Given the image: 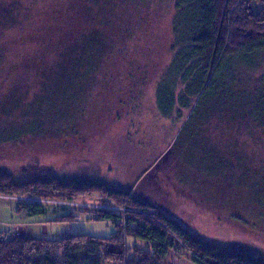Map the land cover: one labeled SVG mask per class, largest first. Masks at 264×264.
<instances>
[{"label": "rangeland", "instance_id": "1", "mask_svg": "<svg viewBox=\"0 0 264 264\" xmlns=\"http://www.w3.org/2000/svg\"><path fill=\"white\" fill-rule=\"evenodd\" d=\"M20 1L41 15L37 25L33 23L36 20L29 18L22 27L17 26L25 37L29 31L53 27V13L48 10L53 0ZM172 1L127 0L121 25L129 27L134 35L127 37L124 31L118 30L114 35L116 45L97 69L95 81L91 78L85 83L78 82L73 71L56 73L50 78L49 92H46L40 89L42 85L39 86L33 64L56 56H41L38 46L42 40L34 35L33 41L8 45L0 59V98L2 102L12 98L16 102L15 96L21 91L24 105L8 107L7 113L0 111V175L10 174L17 183L58 177L65 183L134 189L139 198L159 205L201 237L226 247L239 245L264 257L263 133L259 135L247 124L236 125L231 133L228 128L219 127L216 120L222 123L226 117L222 101H217V106L209 110L205 104L197 106L192 99L190 106L162 115L157 108L153 84L144 90H134L136 100L131 104L132 111L119 112L114 108L120 97H128L124 86L130 82L126 84L123 75L129 72L130 61L140 52V42L160 26L165 28L172 14ZM263 6L264 0L253 2L255 11ZM19 84L21 89L12 88ZM34 97L32 104L26 106ZM207 116L210 118L206 121ZM42 120V127L32 129ZM201 121L210 141L217 142L221 149L226 145L237 149L245 155L242 158L252 165L251 169H255L242 167L233 172L229 169L230 161L225 158L223 164L219 159L209 163V153L205 157V152L199 149ZM220 167H225L226 180L230 181L225 194L221 193L222 198L215 192V182L212 184L211 179L213 172L222 173ZM147 169L150 176L143 177ZM177 185H182L183 190L179 191ZM210 186L212 192L206 190ZM229 186L235 193H230ZM200 191L207 198L199 199ZM102 196L92 193L79 199L40 200L46 214L32 216L25 210L18 213L17 206L20 202L38 199L1 195L0 233L46 239L72 234L110 236L115 231L113 222L88 220V215L80 210L84 204L94 208L92 205L111 200ZM70 211L79 213L78 221H55ZM127 242L131 245L133 239L129 237ZM176 255L181 260L178 264L195 262L185 249Z\"/></svg>", "mask_w": 264, "mask_h": 264}, {"label": "trees", "instance_id": "2", "mask_svg": "<svg viewBox=\"0 0 264 264\" xmlns=\"http://www.w3.org/2000/svg\"><path fill=\"white\" fill-rule=\"evenodd\" d=\"M254 1L173 0L172 14L165 28L160 29V26L140 42V52L130 61L129 72L123 75L126 84L130 82L124 86L128 97H120L114 108L119 112L132 111L131 104L136 100L134 90H144L153 84L157 108L162 115L190 106L192 99L197 106L205 104L209 110L217 106V101H222L226 117L222 123L216 120L219 127H226L231 133L236 125L247 124L259 135L264 134V6L255 11ZM126 3L127 0H53L48 8L55 20L53 27L34 33L29 31L25 37L17 26L22 27L29 18L36 20L33 23L37 25L41 15L20 0H0V59L9 44L33 41L34 35L43 42L36 45L41 56H56L33 64L39 86L43 87L40 89L49 92L52 75L69 71L76 74L78 82L85 83L91 78L95 81L97 69L116 45L114 35L118 30L124 31L127 37L134 35L129 27L121 25ZM14 87L21 89L20 84ZM20 92L15 96L16 102L13 98L2 102L0 98V111L7 113L8 107L24 105ZM42 126L43 120L32 129ZM204 127L201 121L199 149L205 152V157L209 153V163L219 159L223 164L225 158L230 161L229 169L233 172L242 167L255 169H251L252 165L237 149L230 145L221 149L217 142L210 141ZM149 169L143 177L150 176ZM225 170L222 167V173L213 172L211 178L220 198L230 185ZM230 187V193H235ZM177 188L183 190L182 185ZM206 190L212 192L211 186ZM92 193H101L118 206H126L125 212L81 207L88 220L113 222L115 231L110 236L72 234L46 239L2 232L0 264H170L169 252L180 249L190 252L198 264H264V257L253 250L239 245L226 247L201 237L159 205L139 198L134 189L65 183L58 177L17 183L10 174L0 175V196L14 194L38 199L20 202L17 206L18 213L25 210L32 216L46 214L40 200L79 199ZM201 193H197L199 199L207 198L206 193ZM78 214L70 211L59 215L55 221H78ZM129 237L133 239L131 245L127 242Z\"/></svg>", "mask_w": 264, "mask_h": 264}, {"label": "built area", "instance_id": "3", "mask_svg": "<svg viewBox=\"0 0 264 264\" xmlns=\"http://www.w3.org/2000/svg\"><path fill=\"white\" fill-rule=\"evenodd\" d=\"M86 205V204H84ZM94 208H97V209H105V210H110V211H123L125 212L126 211V206L125 207H120L118 206L115 201L113 200H109V201H106V202H102L100 203L99 205H92Z\"/></svg>", "mask_w": 264, "mask_h": 264}, {"label": "crops", "instance_id": "4", "mask_svg": "<svg viewBox=\"0 0 264 264\" xmlns=\"http://www.w3.org/2000/svg\"><path fill=\"white\" fill-rule=\"evenodd\" d=\"M180 250H171V252H169V256H168V261L170 262V264H178V262H180V258L178 255L176 254H179ZM194 264H198V263H195Z\"/></svg>", "mask_w": 264, "mask_h": 264}]
</instances>
